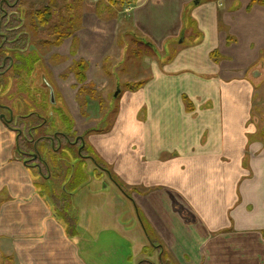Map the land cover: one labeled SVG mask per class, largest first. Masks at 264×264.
<instances>
[{"label": "crops", "instance_id": "obj_1", "mask_svg": "<svg viewBox=\"0 0 264 264\" xmlns=\"http://www.w3.org/2000/svg\"><path fill=\"white\" fill-rule=\"evenodd\" d=\"M106 1L98 2L104 15L83 8L65 38L76 40L72 63L85 64L76 97L84 104L96 97L90 74L103 70L117 39L108 71L125 69L121 41L129 33L151 52L137 55L147 75L122 83L141 82L137 89H117L106 128L80 136L91 155L74 187L73 166L57 186L49 168L16 158V134L0 120V257L13 264H264V4L127 0L109 12ZM63 81L51 83L58 107L69 102ZM63 196L65 206L54 199Z\"/></svg>", "mask_w": 264, "mask_h": 264}, {"label": "rangeland", "instance_id": "obj_2", "mask_svg": "<svg viewBox=\"0 0 264 264\" xmlns=\"http://www.w3.org/2000/svg\"><path fill=\"white\" fill-rule=\"evenodd\" d=\"M98 2L99 0H82L76 4V0H21V4L18 5V10L14 15L17 14L20 15L21 18H25V27L23 28L26 33L25 40L18 41V43L16 41L11 42L9 48L12 50H5V53L16 61V56L21 57V55H19V53H21L20 49L25 48L24 51H22V55L32 56V58L37 56L38 60L32 65L34 68L29 75L27 74L28 72L21 71L20 77L16 79L11 72H8L0 80V104L6 105L11 109V116L13 117L9 125L16 135L24 130L30 129L33 123H36V120L39 121L34 117H21L31 112H37L38 115L46 119V123H43L44 126L41 125L36 128L35 137L43 133H49L55 137L56 135L66 134L67 136L77 139L78 136H83L86 129L91 126L106 128L113 117L112 111L115 109V99L113 96L117 93V89H122L120 86H122L125 80L133 81V78L138 77V75L139 77L147 75V71L142 70L140 63H137L136 52H141L142 56L145 54L150 56L151 52L148 53L149 51L142 46L144 43L142 39L137 38L136 34L129 33V35L125 36L124 41H121V44L128 46V55H126L122 62L124 63L122 66L125 69L119 66L114 71L113 75L108 71V69H110V64L117 62L118 59V55L115 53L117 50H120L119 45H117L119 40L117 39V43H115L111 50V57H109V60L106 62L104 61L105 65L103 66V70L101 71V67L97 68V77L93 71L90 74L89 79L94 82L93 88H95L96 97L91 100L85 97L87 99L86 101H88L87 104H84V96L79 98L76 97V90L74 89L75 77H73V65H71L73 64L72 60L78 58L76 53V40L71 41L69 38L67 40H62L64 43L59 51L60 54L52 53L53 46H47L42 42V39L46 38V26L39 25L37 19L32 21V15L35 14V10L47 7L51 11L50 16L47 18L49 19L48 23L57 22L61 17H64L66 22L69 6L74 16L88 6H90V10L94 11L96 9L95 12H97L100 9L102 11L101 14L104 13L105 8H102V4ZM51 3L57 6L55 5L54 8H51ZM95 6L97 7L95 8ZM118 14L124 15L125 10H122V12ZM16 23V20H14L9 25L14 26ZM63 29L66 30V28ZM120 31H122V29ZM8 36H14V34ZM136 39L139 40L142 45H139ZM132 40H135V42H132ZM14 46L17 48L16 52L14 51ZM152 52H154V50H152ZM25 71H27V69ZM34 73H37V75H34ZM41 74L43 75L42 81L40 80ZM54 79L58 82L61 79L62 81L64 80L62 89H65V95L69 99V102L64 104L65 107L62 105L58 107L57 103L52 105L47 102L48 92L45 88H42L41 85L42 82L51 84L53 81L56 83ZM58 93L61 94L60 92ZM0 114L8 118V112L3 110L1 106ZM3 126L7 128L5 124ZM14 127L18 129H13ZM47 163L50 175L56 179V185L58 186L62 179L65 180V174L70 171V168H68L69 165L62 159L59 160L58 167H51L53 165L51 159H47ZM0 264H13V262L8 258L2 259L0 257Z\"/></svg>", "mask_w": 264, "mask_h": 264}, {"label": "trees", "instance_id": "obj_3", "mask_svg": "<svg viewBox=\"0 0 264 264\" xmlns=\"http://www.w3.org/2000/svg\"><path fill=\"white\" fill-rule=\"evenodd\" d=\"M82 0H76V4L81 2ZM127 0H107L108 2V10L109 12L113 9V7H123ZM252 3H258V4H264V0H252ZM56 4L51 3L50 7L54 8ZM57 6V5H56ZM2 9L7 8L9 9L6 4H3L0 6ZM19 7V6H17ZM69 10L67 12V21L65 22V18L61 17L57 22L48 23L49 19L48 16H50L51 11L46 7L42 9L35 10V14L32 15V21L37 19L39 21V25L46 26V38L42 39L43 44L47 46H57L62 43V40H64L66 37L71 36L74 31L77 29V21L78 16L77 14L74 16L71 12L72 9L69 6ZM13 9V8H12ZM10 9V10H12ZM9 11V10H8ZM7 11V13H9ZM4 13L3 10L0 11V16ZM9 16V14H8ZM8 17H3L2 21H0V32H4L5 35H0V66L4 64V67H0V71H4V74H0V80L3 76H5L6 73L11 72L15 77H17V71L19 66V61L22 60L25 65H27L28 68L29 65L32 63V61H36V58L33 59H19V56H16V61L11 58L10 55L5 53V50H12L10 49L9 45H11V42H17L18 41H24L26 33H23L21 36L19 34V31H24L23 28L25 27V24L20 27V29L14 30L12 27H15L20 24L21 20L16 18V15L14 16V13H12L11 18L7 19ZM14 20H16V25L11 26V24ZM63 28H66L64 30ZM10 34H14V36H8ZM8 36V38H7ZM21 43V42H19ZM140 45V44H139ZM14 51H17L16 46H14ZM135 53V52H134ZM137 55L141 54V52H136ZM135 53V55H136ZM82 61H77L74 64H72V71L77 82L83 83L85 81V64ZM26 70V69H25ZM28 72V70H27ZM1 85V83H0ZM141 85V82L137 83H127L123 87V89L126 90H134L139 88ZM81 93L86 92L90 93L91 96H93V92H90L89 89L85 88L84 86L80 87ZM27 117H34L36 119V123L34 122L33 125L28 130L22 131L20 134L16 135V146H15V157L18 159L31 161V163L38 164V167L40 169L47 171L48 169V163L47 159H51L53 163V167L59 166V160L62 159L68 165L71 167H74V172L72 173L73 176L70 178V186L74 187V185H77V183L82 182L84 179L83 174L81 173V166L83 164L84 158H87L89 155H91V151L88 146H83L82 141H78L76 144H73L72 142L75 141L74 138L71 136H67L66 134H60V135H50L49 133H43L39 136L35 137V130L38 128V126L43 125V123H46V119L41 117L38 114L30 113L27 114ZM46 125V124H45ZM44 126V125H43ZM7 128L11 129V126H7ZM33 130V131H32ZM18 133V132H17ZM68 137V138H67ZM81 147V148H80ZM80 148V152L78 153V149ZM36 149L38 152L37 158L33 159L32 154L33 151ZM88 153V154H87ZM90 153V154H89ZM93 162L96 167L103 168V164L97 157H93ZM37 167V168H38ZM67 197L63 196L62 198H54L56 202L61 203V206H65L67 204ZM1 203V202H0ZM64 208V207H63ZM62 211L61 213L63 215L65 214V211ZM61 214V215H62ZM140 264H150L148 262H141Z\"/></svg>", "mask_w": 264, "mask_h": 264}, {"label": "flooded vegetation", "instance_id": "obj_4", "mask_svg": "<svg viewBox=\"0 0 264 264\" xmlns=\"http://www.w3.org/2000/svg\"><path fill=\"white\" fill-rule=\"evenodd\" d=\"M3 4H6V6H8L9 7V9H7V8H4V9H2L1 7H0V11L1 10H3L4 11V13L0 16V21H2V18L3 17H8L7 19H9V18H11V15H12V13H16L17 12V10H18V5H20L21 4V0H0V6L1 5H3ZM13 8V9H12ZM10 9H12V10H10ZM10 12H9V11ZM7 11L9 12V13H7ZM8 14H9V16H8ZM15 16V15H14ZM16 18H18V19H20L21 20V22H20V24L19 25H17V26H15V27H12L14 30H17V29H20V27H22V25L23 24H25V18H21V16L20 15H17L16 14ZM23 33H25V31H19V34H20V36L23 34ZM0 35H5V33L4 32H0ZM24 49L25 48H21L20 49V52L21 53H19V55H21V57H19V59H33L32 58V56H25V55H22L23 53H22V51H24ZM22 56H24V57H22ZM34 58H36V61L38 60V57L37 56H35ZM36 61H32V63L29 65V67L30 68H28L27 67V65H25L24 63H23V61L22 60H20L19 61V68H18V71H17V77H16V79L17 78H19L20 77V73H21V71H24V72H27V71H25V69H27L28 70V75L30 74V73H32V70H33V66L32 65H34V63L36 62ZM0 67H4V64L2 65V66H0ZM0 74H4V71H0ZM34 75H37V73H34ZM43 75L41 74V76H40V80L42 81L43 80ZM42 88H45V90H47V92H48V101L47 102H49L50 104H52V105H54L55 104V102H54V91H53V88H52V86H51V84H46L45 82H42ZM0 106L3 108V110H5L6 112H8V118L4 115V118H5V120H6V123H7V126H10L9 124H10V122H11V120H12V117L13 116H11L12 115V112H11V109L9 108V107H7L6 105H2V104H0ZM53 112V111H52ZM31 113H35V114H37V112H31ZM28 114H30V113H28ZM1 115V114H0ZM25 116H27V114H24L23 116H21V117H25ZM42 117V116H41ZM13 129H18V128H13ZM78 141H82L83 142V140H82V137H77V139H75V141H73L72 143L73 144H76ZM81 150H80V148L78 149V153L80 152Z\"/></svg>", "mask_w": 264, "mask_h": 264}, {"label": "water", "instance_id": "obj_5", "mask_svg": "<svg viewBox=\"0 0 264 264\" xmlns=\"http://www.w3.org/2000/svg\"><path fill=\"white\" fill-rule=\"evenodd\" d=\"M0 120L3 121V123L7 126V123H6V120H5L3 114L0 115ZM82 146H83V144L81 145V147H82ZM37 156H38V152H37L36 149H35V150L33 151L32 158L35 159V158H37Z\"/></svg>", "mask_w": 264, "mask_h": 264}]
</instances>
